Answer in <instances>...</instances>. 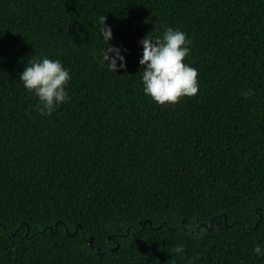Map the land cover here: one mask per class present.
I'll list each match as a JSON object with an SVG mask.
<instances>
[{
  "label": "trees",
  "instance_id": "trees-1",
  "mask_svg": "<svg viewBox=\"0 0 264 264\" xmlns=\"http://www.w3.org/2000/svg\"><path fill=\"white\" fill-rule=\"evenodd\" d=\"M166 28L192 41L199 92L160 106L139 41ZM37 57L72 76L49 116L19 82ZM257 244L264 0H0V264H264Z\"/></svg>",
  "mask_w": 264,
  "mask_h": 264
},
{
  "label": "clouds",
  "instance_id": "clouds-1",
  "mask_svg": "<svg viewBox=\"0 0 264 264\" xmlns=\"http://www.w3.org/2000/svg\"><path fill=\"white\" fill-rule=\"evenodd\" d=\"M101 37L106 46L101 52V62L110 70L118 71L125 67L126 51L120 47H110L112 30L105 27V17H101ZM142 54L139 59L143 93L160 106L175 105L181 98L194 97L199 92L198 70L185 63L190 54L192 41L179 29L166 28L162 37L152 38L146 35L139 41ZM72 79L70 70L58 59L37 57L29 59L27 67L19 75L23 88L37 98V111L42 116L51 115L58 107L69 102L68 84ZM251 98L255 93L249 89L244 94ZM184 247L177 245L174 252L184 254ZM253 253L264 258V245L257 244ZM198 259V258H196ZM195 264V260L189 262Z\"/></svg>",
  "mask_w": 264,
  "mask_h": 264
},
{
  "label": "water",
  "instance_id": "water-1",
  "mask_svg": "<svg viewBox=\"0 0 264 264\" xmlns=\"http://www.w3.org/2000/svg\"><path fill=\"white\" fill-rule=\"evenodd\" d=\"M206 230H207V231H210V230H211V228H207V227H206ZM89 243H90V245H91V240H90V242H89ZM114 250H116V248H115ZM98 253H100V250H98Z\"/></svg>",
  "mask_w": 264,
  "mask_h": 264
}]
</instances>
